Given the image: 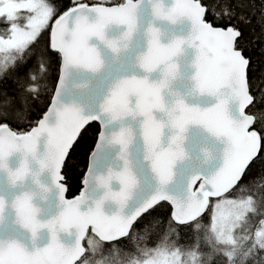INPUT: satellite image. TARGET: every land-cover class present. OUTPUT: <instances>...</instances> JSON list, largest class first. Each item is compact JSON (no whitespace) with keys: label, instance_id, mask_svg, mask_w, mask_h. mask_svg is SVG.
<instances>
[{"label":"snow or ice","instance_id":"snow-or-ice-1","mask_svg":"<svg viewBox=\"0 0 264 264\" xmlns=\"http://www.w3.org/2000/svg\"><path fill=\"white\" fill-rule=\"evenodd\" d=\"M0 264H264V0H0Z\"/></svg>","mask_w":264,"mask_h":264}]
</instances>
